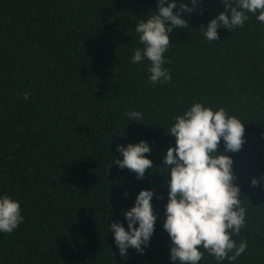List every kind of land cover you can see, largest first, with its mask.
Instances as JSON below:
<instances>
[{
	"label": "trees",
	"instance_id": "16d2710c",
	"mask_svg": "<svg viewBox=\"0 0 264 264\" xmlns=\"http://www.w3.org/2000/svg\"><path fill=\"white\" fill-rule=\"evenodd\" d=\"M156 9L157 0H0V196L19 201L24 217L0 232V264H173L163 157L175 146V117L195 102L223 107L245 128L241 150L226 154L247 209L234 239L247 250L232 262L205 253L199 264H264V23L249 13L208 41L200 26L224 4L197 0L182 16L189 27L169 34L171 81L153 85L150 61L131 58L143 47L136 24ZM141 140L153 167L137 179L111 163L123 159L117 144ZM141 189L154 191V233L143 254L130 247L121 257L110 226L127 229L123 211Z\"/></svg>",
	"mask_w": 264,
	"mask_h": 264
},
{
	"label": "clouds",
	"instance_id": "9594fccd",
	"mask_svg": "<svg viewBox=\"0 0 264 264\" xmlns=\"http://www.w3.org/2000/svg\"><path fill=\"white\" fill-rule=\"evenodd\" d=\"M222 2L224 10L206 26H200L208 41L219 39V28L242 27L249 13H258L256 19L264 23V0ZM191 3L193 7L181 0L177 7L176 0H157L156 11L136 24L135 32L143 47L133 50L131 63L138 64L147 58L149 82L153 85L172 79L170 71L164 67V53L171 45L169 34L173 29L189 27L182 16L195 10L197 0ZM29 98L30 93L25 91L23 99ZM126 115L130 121L143 119V114L135 110ZM244 133V123L223 107L213 110L211 106L195 102L175 117L167 132L175 137V146H169L163 157V167L170 172L163 228L171 240L169 250L173 264H199L205 253L218 262H232L247 250L246 241L237 243L234 239L246 226L247 209L242 205L241 189L234 183V161L226 154L241 150ZM221 139L224 152L218 151ZM116 151L123 159L116 158L111 164L134 172L137 179H142L146 170L153 167V161L145 155L151 148L144 140L126 147L117 144ZM259 179L264 180V176ZM251 184L257 186L259 180L253 177ZM153 196L152 189H141L134 206L123 211L127 229L118 221L111 224L110 231L121 257H127L130 247L143 254L149 245L157 220L151 203ZM23 221L19 201L8 195L0 196V232L11 233Z\"/></svg>",
	"mask_w": 264,
	"mask_h": 264
}]
</instances>
